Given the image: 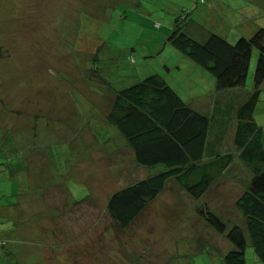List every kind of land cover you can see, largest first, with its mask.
<instances>
[{"label": "rangeland", "instance_id": "1", "mask_svg": "<svg viewBox=\"0 0 264 264\" xmlns=\"http://www.w3.org/2000/svg\"><path fill=\"white\" fill-rule=\"evenodd\" d=\"M262 1L230 3L243 11L257 5L252 20L264 25ZM196 10L194 0H0V236L16 241L0 264H18L16 245L19 264H224L232 244L198 208L244 225L235 199L252 169L233 138L238 108L253 91L257 52L243 86L217 89L209 71L167 41L174 20L189 12L190 24ZM224 12L216 16L235 37L238 17ZM153 73L211 118L206 153L234 158L197 198L168 180L122 227L107 212L108 197L162 166L137 165L107 113L115 91ZM250 114L264 127V81ZM24 151L36 155V175L27 180L18 173ZM246 238V264H264Z\"/></svg>", "mask_w": 264, "mask_h": 264}, {"label": "trees", "instance_id": "2", "mask_svg": "<svg viewBox=\"0 0 264 264\" xmlns=\"http://www.w3.org/2000/svg\"><path fill=\"white\" fill-rule=\"evenodd\" d=\"M194 2L203 5L208 0ZM188 15L174 20L167 41L209 71L217 89L243 86L252 49L257 52L253 91L238 108L233 138L239 157L252 169L247 186L235 199L244 225L228 226L206 206L199 207L198 212L214 230L224 232L232 244L223 256L225 264H246V233L255 253L264 262V171L260 168L264 164V127L257 125L250 114L264 81V26L249 37L239 36L234 42L213 31L200 41L188 33ZM107 118L125 137L137 165L162 166L157 173L141 177L108 197L107 212L122 227L141 215L165 189L168 180L174 179L186 193L197 198L234 158L231 152L206 153L211 118L194 109L157 73L115 91ZM10 241L8 236H0V253ZM14 254L19 264V251L15 249Z\"/></svg>", "mask_w": 264, "mask_h": 264}, {"label": "crops", "instance_id": "3", "mask_svg": "<svg viewBox=\"0 0 264 264\" xmlns=\"http://www.w3.org/2000/svg\"><path fill=\"white\" fill-rule=\"evenodd\" d=\"M251 1H255V2H257V4L263 6L262 0H251ZM243 5L244 4H241V5L238 4V5H234V7H231L230 0H208V2L206 4L197 5L196 11L198 14V18L197 17H196V19L192 18V21L190 23V27H188L189 28L188 33L193 35V37H195L196 39H198L200 41H203L206 38L209 31L219 33L220 35L224 36L227 40L229 38L231 42L236 40L239 36L249 37L258 27L264 26V25L263 24L260 25V23H255L252 20L253 17L257 16V5H255L252 9H248L245 11H243V8L245 7ZM258 9H259V7H258ZM223 10L225 11L223 14L226 16H230L231 14H235V16L238 17V19L234 20L237 27H238V33L235 37H230L231 31L226 27L225 23L222 21V18H221L222 15H221V17L216 16V11L218 12V11H223ZM260 11H264V10L260 9ZM192 13H193V11H192ZM262 15H264V14H262ZM247 34H250V35H247ZM197 106L198 107L195 106L193 108L199 112H203L202 111L203 108H201L200 105H197ZM198 108H201V109H198ZM207 137H208V135H207ZM207 139H206V145L208 142ZM13 144L16 145L17 143L13 142ZM33 144H34L33 141L29 142L27 145V148H28V146H31ZM29 149L35 151L33 148H29ZM34 154L29 155L28 152L27 153L25 152L24 154H22L24 157V159L22 160L23 167L18 169V173L21 174V178H23V180H27L30 175H34V176L36 175V173H33V168H31L32 166L36 165V162H35L36 155L34 156ZM29 156L32 157L34 162L32 160L28 159ZM225 170L226 169H224L220 175L224 174ZM30 171L32 173H30ZM18 181L20 182V179ZM20 185L27 187V189H26L27 192L32 190L31 188H29L26 181H23L22 183L20 182ZM14 207L15 206L13 205V208ZM3 235L7 237L6 234H3ZM3 235H1V236H3ZM8 237L10 238V236H8ZM12 241L16 242L15 239H12ZM14 249L19 251L21 248L18 249V247L16 245L14 247Z\"/></svg>", "mask_w": 264, "mask_h": 264}, {"label": "built area", "instance_id": "4", "mask_svg": "<svg viewBox=\"0 0 264 264\" xmlns=\"http://www.w3.org/2000/svg\"><path fill=\"white\" fill-rule=\"evenodd\" d=\"M200 2H204V0H199Z\"/></svg>", "mask_w": 264, "mask_h": 264}]
</instances>
